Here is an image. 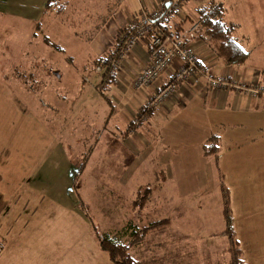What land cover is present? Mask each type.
Segmentation results:
<instances>
[{
    "label": "rangeland",
    "instance_id": "obj_1",
    "mask_svg": "<svg viewBox=\"0 0 264 264\" xmlns=\"http://www.w3.org/2000/svg\"><path fill=\"white\" fill-rule=\"evenodd\" d=\"M46 1L0 0V218L34 220L25 226L18 219L13 229L19 228L22 236L7 241L21 239L16 243L20 247L24 238L30 239L35 250L31 254L25 245L14 258L6 252L0 264H43L48 260L47 245L50 261L45 264H112L98 247L97 234L125 242L129 227L163 218L169 225L131 247L133 259L141 264H227L221 196L214 178L206 188L195 186L183 194L176 180L156 178L145 163L134 170L126 145L110 139L119 114L108 119L111 109L94 88L100 79L94 75L98 72L92 64L91 41L115 12L132 20L138 1L97 0L102 18L83 9L73 13L72 28L63 24L68 23V9L64 6L63 13L50 17L43 10ZM66 1L69 10L91 4H61ZM239 1L227 0L226 5L235 11ZM191 4L194 0H179L178 5L186 11ZM242 9H260L258 15L250 12L246 17L255 25L254 42L260 41L264 0H250ZM26 16L34 21L27 23ZM42 35L54 47L46 45ZM117 35V30L106 34L107 42L113 43ZM79 70L83 77L75 81L82 85L74 88L71 78ZM110 86L101 88L109 99L115 95L110 96ZM97 133L100 139L95 143ZM145 188L151 193L142 201ZM230 188L231 226L235 237L242 238V253L264 264V173L246 178L240 190L236 185ZM239 216L246 225L237 224Z\"/></svg>",
    "mask_w": 264,
    "mask_h": 264
},
{
    "label": "crops",
    "instance_id": "obj_2",
    "mask_svg": "<svg viewBox=\"0 0 264 264\" xmlns=\"http://www.w3.org/2000/svg\"><path fill=\"white\" fill-rule=\"evenodd\" d=\"M63 1L65 0L61 2ZM87 1V3L91 2L90 6L87 5L85 8L82 6L81 9L73 5L77 8L75 10H69L71 4L69 5L66 1L61 6L59 13L55 10L50 11V17L59 16L63 13L62 8L65 6L68 9H65V12L69 13L70 16L66 18L69 26L67 21L63 24L70 28L74 25L73 13L81 10L83 12V9L92 10L91 14L94 13L95 16L98 15L102 18L97 14V7H95L97 0ZM137 1L139 3L138 9L135 11L137 15L132 20L128 21L127 14L115 12L107 20L104 31L101 27L98 28L97 33L93 35L92 45L89 46L94 54L92 59L94 72H98L94 75L98 80L100 79L94 88L111 109L108 119L115 116V113L119 114L117 126L113 133H110V139L115 143L126 145L128 156L134 162L132 164L134 170L135 165L145 163L146 169L152 171L156 178L163 177L165 180H176L178 190L182 191L183 194L190 192L195 186L199 187L198 190L206 188L211 179L214 178V185L218 186L219 192L220 182L225 185L228 190L229 201H231L232 188L230 185H236L240 190L246 178L261 176L264 173V30L262 29L263 34L260 35V41L254 42L253 29L255 25L246 19L251 13L258 15L260 9L259 11H250L251 13L243 10L242 7L248 6L250 0H240L237 3L240 8L235 11L226 5L227 0H194V4H191L189 8L187 7L186 11L182 10L181 6L176 12L170 13L167 25L182 37L184 43L198 58L200 67L214 75H222L228 80L244 83L249 88L262 93L259 92L253 96L231 87L217 90L209 89L206 87L204 76L194 75L180 82L174 94L164 100L159 107L151 109L145 120L139 122L137 127L129 131L131 119L137 114L146 98L163 87L168 82L169 76L178 67V62L174 61L147 89L138 91L132 87L134 76L149 63V52L143 38L140 37L132 43H125L124 36L131 31V24L135 18L142 15L149 16L153 11L167 8L168 3L173 0ZM204 2L206 4L207 2H215L223 5L225 9L223 20L235 26V40L248 53L242 64L226 66L215 55L207 42L198 38L197 34L193 35L192 38L188 37L191 24L199 23L197 20L198 8L203 4L205 5ZM92 7L93 9H91ZM26 17L28 18L27 23L31 22L32 19ZM38 23L36 21L35 31L39 33L38 25L40 23ZM115 30L118 33L117 37L115 39L111 37L114 41L108 43L105 35L111 32L113 34ZM55 50L61 52L59 48H55ZM110 54L112 56L121 55L117 69L112 73L113 82L109 84L111 85L110 88L113 86L112 89H108L110 96L115 93L110 98L111 100L108 96L107 98L103 96V89H101L104 88L102 69L97 67L98 59L108 58ZM66 60L69 63L72 61L71 57ZM62 77L64 78L63 72ZM73 77L71 79H73L74 84L71 85L74 88L77 84L82 85V83L75 81L83 77L80 75V70L79 74L76 73ZM99 128L103 132L105 125ZM211 136L218 137L219 150L216 155L204 154L202 150L203 145ZM98 138L100 139L99 133L94 139L95 143ZM248 149L250 150L249 154L246 152ZM251 181L253 185L257 182V180ZM18 219L25 226L33 224L32 221H34L28 217L6 218L5 220L0 218V220H4L0 224V241L2 242L0 257L6 252H9L10 257L13 254L16 256V252H23L25 245L30 251L29 253L32 254V251H35L30 246L33 244L30 239L24 238L20 247L16 243L22 241L21 239L17 242L7 241L11 237L20 238L22 236L19 233V228L13 229ZM231 219L233 223V218ZM237 220V224L242 226L247 223L245 218L240 216L237 217ZM236 239L241 250V259L245 264H263L261 258L255 254L253 261L251 255L250 260H247V257L242 253L243 247L240 243L242 238ZM47 249L45 256L48 260L45 262L49 263L50 246L47 245Z\"/></svg>",
    "mask_w": 264,
    "mask_h": 264
},
{
    "label": "trees",
    "instance_id": "obj_3",
    "mask_svg": "<svg viewBox=\"0 0 264 264\" xmlns=\"http://www.w3.org/2000/svg\"><path fill=\"white\" fill-rule=\"evenodd\" d=\"M61 1L62 0H47L43 8L44 12L47 13L55 10V12L59 13L62 6ZM224 11L225 9L221 3L209 2L200 6L198 8L197 17L199 23L193 35L197 34L198 38L206 41L211 47L212 51H214L215 55L221 59L224 65H240L245 61L248 53L244 51L235 40V26L228 24L223 20ZM38 28L40 29V24L38 25ZM42 40L46 45L54 47V45L49 41L48 37L42 36ZM111 60V54L108 56V58L104 57L98 59L97 67L102 69L103 87H106L113 82L114 76L110 69ZM138 111L140 112V108ZM149 111H151V109ZM149 111H147L146 115L149 113ZM131 121L129 131L134 128ZM202 148L204 154L216 155L219 150L218 137H209ZM87 160L88 156L86 154L81 167L79 166L78 168L80 169V174L81 169L84 168ZM219 189L222 205V217L224 221V231L222 232V235H224L227 239V264H245L241 259L239 243L231 226V209L229 204L230 201L228 190L222 182L219 184ZM150 193L151 189L145 188L144 195L140 196V199L144 201L147 198V195ZM169 222V219L163 218L151 221L141 228L132 229V227H129L126 237L128 239L125 242L113 240L105 234H97L98 247L107 254L108 260L112 264H141L140 261L135 260L130 256V248L135 244L142 242L149 233L169 225ZM1 248L2 242L0 241V249Z\"/></svg>",
    "mask_w": 264,
    "mask_h": 264
},
{
    "label": "built area",
    "instance_id": "obj_4",
    "mask_svg": "<svg viewBox=\"0 0 264 264\" xmlns=\"http://www.w3.org/2000/svg\"><path fill=\"white\" fill-rule=\"evenodd\" d=\"M179 0L168 3L167 8L153 11L149 16L135 18L131 24V31L124 36L125 43H132L138 38H143L149 52V63L139 70L132 80V87L135 90H144L151 87L173 63L178 62V67L169 76V80L163 87L149 95L140 107V112L132 118L134 127L139 122L145 120L146 113L150 109L159 107L161 103L169 98L178 84L194 75H202L205 79L206 87L209 89H221L225 87L234 88L242 93L257 95L259 92L249 88L244 83L228 80L225 76L214 75L198 64V58L193 51L184 43L181 36L169 28L167 21L170 13L179 10ZM195 23L189 30L188 37L192 38ZM121 55L112 56L111 71H115ZM262 93V92H260Z\"/></svg>",
    "mask_w": 264,
    "mask_h": 264
}]
</instances>
